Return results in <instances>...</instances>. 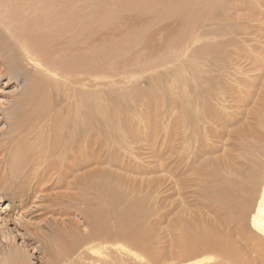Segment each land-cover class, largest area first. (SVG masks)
<instances>
[{"label":"bare ground","instance_id":"1","mask_svg":"<svg viewBox=\"0 0 264 264\" xmlns=\"http://www.w3.org/2000/svg\"><path fill=\"white\" fill-rule=\"evenodd\" d=\"M179 1L180 6L178 4L175 7L179 8L185 36L182 37V41L179 39L177 42L179 47L176 45V49H172L175 54L171 52L168 56L165 55L167 56L165 58L169 60L167 63H170L176 62L178 54L181 53V56H184L181 72L184 82L181 83L183 88L180 93L182 94L179 93L178 96L174 94L170 100L163 94L166 90H162L160 96L159 93L155 94L159 96V98L156 97L159 99L158 102L161 101L157 103V106L162 105L163 117L169 112L162 126L165 132L164 145L162 144L161 155L155 159L157 162L160 161L159 164L164 166L165 171L172 178L176 179L179 176L180 179H184L190 167L195 179L200 180L204 177L208 181H213L215 193L212 200L218 202L219 213H224V226L237 225V235L246 244L248 252L255 254V257L245 259L243 249L240 251V248L239 250L237 246L235 247L230 233L218 231L215 225H204L202 220L197 218L195 223H189V221L182 223L178 242L179 253L168 258L178 259L177 264H219L215 262L214 257L200 258L205 253L216 252L231 260L232 264H264V132L254 134L239 130L234 138L233 148L230 151H224L223 156L214 158V155L220 151L217 145L218 140L223 138L221 137L223 133L218 128L219 124L225 128L231 126V120L228 119L231 115L228 116L226 113L230 110L228 100L232 97L234 100L236 96L234 94H245L241 86L234 88L232 84L243 85L245 81L242 82L238 78L240 74H243V69L242 72L240 71L241 67L231 68L234 59L226 60V57L227 63H219L220 56L224 58L227 54L223 52L228 49L222 51L226 46L204 44L213 40L210 39V37L213 38L212 35L210 37L207 35L216 33L211 27L215 28L217 21L226 18L232 12L224 9V2L227 0ZM234 1H230L231 6L235 11H240L239 5H236L240 1L236 0V4L233 5ZM252 2L255 3V0ZM258 4L251 6L254 10L259 9ZM227 12L229 13L226 14ZM79 14L77 15L76 12L77 16L75 15L78 18L77 22H80L79 16L82 13ZM239 14L237 15L240 19ZM260 16V11L253 13L254 20H259ZM70 17V0H0V76L7 75L20 79L23 75L22 78L26 82L23 96L18 100V108L11 112V138L6 144L8 145L6 150L10 154V175L13 178H10L12 181L9 184L7 163L0 160V164L2 163L0 191L4 184L13 189L16 186L14 196L21 207L30 202L31 195L37 192L38 185L42 182L49 189L70 190V186L76 185L72 190L84 192L76 194L77 196L93 197L91 199L95 198L98 201L95 208L84 211L88 217L91 232L89 231L86 235L80 229L74 232L68 227L67 237L58 233L55 242L45 251L51 256L49 264H146V258L154 256V254H150L151 256L147 254L146 257V253L153 247L149 244L150 248L148 243H152L154 236L152 229L148 228L149 225L146 227L142 222L145 214L140 211L141 207L138 205L126 207L122 204L125 203V201L122 202L124 195L130 193L122 192L125 186H121V171L125 170L124 166L122 167L123 164H118L124 159L126 161L127 151L131 150L137 136L145 139L146 129L143 127L149 128L147 120L141 121L145 117L143 113L131 119L127 116L128 113L122 110L128 106L129 102L137 103L140 98L137 96L139 92L124 95V97L111 95L104 98L102 91L85 93L74 89L77 93L74 95L73 91L70 96V90H72L70 83L78 85L85 79L89 80V77L97 81L106 80L108 75L105 76L106 72L103 70L106 58L103 47H91V42L88 50L70 57V28L72 27L70 21L72 23L74 21ZM221 25H223L222 22ZM91 26V23L85 21L80 25V30L75 27V31L78 30V37L84 36L87 41L88 34L84 35V32L93 33L91 38L96 37L98 33L102 35V26L97 31H92ZM225 27L228 28L226 25ZM219 34H221L220 30ZM145 35L147 37L148 34L145 33ZM221 35L223 37V34ZM203 36H207L210 40L203 41ZM79 38L78 40L82 41ZM248 39L245 44L251 42ZM201 41L204 44L201 43L203 46L199 48L196 44ZM83 42L87 45V42L84 40ZM233 44L232 48L236 46ZM194 45L197 47L195 48ZM191 48H194L193 52ZM229 54L232 55V52ZM207 61H210L212 65L215 63L220 71H224L225 68L226 72L221 73L222 76L226 73L225 82L220 77V71H215V68L210 70L218 72L219 77H209V79L215 77V80H209L207 76L199 77L198 66H201L200 70L203 72L207 71L204 69L208 68ZM236 64L240 66V63ZM193 66L195 68H192ZM233 68L235 70H232ZM84 75L87 78L83 77ZM92 82L95 83L96 80ZM101 82L98 84L103 83ZM98 84L95 86L97 87ZM140 93L143 94L142 91ZM152 96L149 95L147 100H153ZM231 103L232 107L234 102L232 105ZM150 105L147 106L150 107ZM131 126H134V133L131 132ZM261 127L264 131V124ZM142 128L145 130L144 135L141 134ZM147 135H149L148 132ZM198 163H200L199 167H197ZM107 165L110 167L107 168ZM128 165L129 168H125L128 173L141 175L144 172L139 165L136 167H132L134 163ZM93 166L98 167L82 174ZM176 180L177 186L181 188V181ZM132 182L135 183L131 185V193L141 194L142 199L146 200L148 194L144 195L147 197L145 198L142 191L135 187L136 181ZM62 203L66 202L62 201ZM120 206L126 207V210L121 211ZM158 258L162 259L160 256ZM5 261L6 264H30L23 255L18 256L17 253L8 256Z\"/></svg>","mask_w":264,"mask_h":264},{"label":"rangeland","instance_id":"2","mask_svg":"<svg viewBox=\"0 0 264 264\" xmlns=\"http://www.w3.org/2000/svg\"><path fill=\"white\" fill-rule=\"evenodd\" d=\"M230 1L227 0L224 2V9L226 11L229 10L230 13L232 12L231 14L233 15L230 16L231 14L229 15V12H227L226 14L228 15L226 18H221L220 21H217L216 27L214 26L215 28L211 27L217 34L207 35L209 37L212 35L213 38L210 37V39L216 40L213 41L207 39V36H203V41L205 40L207 42L210 40L211 42H207L208 44L205 42L206 44H204L203 41H201L196 44L199 45V48L203 46H201V43L204 45L216 44L221 47L226 46L222 49V51L228 49L223 52L227 53L226 55L224 54V58L220 56V53L218 54L220 56L218 59L219 63H227L228 61L225 62L226 57V60H236L234 63V60L232 61L231 64L233 65L231 68L241 67L240 71L242 72L243 69V74H240L238 78H240L242 82L245 81L243 85L232 84L234 88H240L241 86L242 92L245 94L240 95V93H237L240 96L234 94V96L236 95L237 97L235 96L234 100H232L233 97L228 100V102H232L231 105L234 102L232 107L230 103H228V109L230 110L226 112L228 116L231 115L229 118L227 117L231 120V126L225 128L218 123V128H220L219 131L223 133L221 134L223 138L218 140L217 145L220 147V151L214 155V158L223 156L224 151H230L233 148L234 138L239 130L249 131L254 134L264 132L261 127L262 124H264V0H255V3L251 0V4L250 0H245V3L244 0H242L243 2L241 0H237L240 2L235 0L237 4L234 1L233 5H239L240 11H235ZM252 3L254 4L252 5ZM178 4L180 6L179 0H70V19L74 20L73 23L70 21V25H72L70 28V57L88 50L90 48L89 43L92 42L91 47L99 46L103 47L105 50L106 58L104 60L103 70L106 72L105 76L108 74L106 80L100 79L103 83L91 77L88 78L89 80L85 79V81H82V83H80L81 85L70 83V88L72 86L70 96L73 91L74 93L72 94L75 95L77 93L74 89L78 90V92L85 93L102 91V94L104 92V98L111 95L124 97V95L127 96L132 93L137 94L138 92L137 96L140 97H138L139 99L143 96L140 100L141 103L139 99L137 103H132L133 105L129 102L128 106H125L122 110H125L128 113L127 116L131 119L136 118V115L139 113H143L142 115L145 117H143L141 121L145 122L147 120L150 133L147 127L144 126L143 128L146 129V131L142 128L141 134L145 131V139H142V136L140 138L137 136V139L135 138V143L131 146V150H128L129 152L127 151L128 155L126 161L124 159L123 162H118V164H123L122 167L124 166L123 169L126 171H121V186H125L122 192L130 193L124 195L122 202L125 201V203L122 204L126 207L134 205L141 207L140 211L145 214L142 222L146 227L149 225L148 228H150V230L152 229V235L154 236H152V243H148V245L152 244L151 247L153 246L152 249H150L152 252H147L146 257L147 254L148 256L154 254V256L152 255L153 259H151L152 256L147 257L146 264H177L178 259L172 260L169 259L168 256L179 253L178 242L179 236L181 235L180 226H182V223L188 221L189 223H195L198 219L202 220V224L204 225H215L218 231L230 233L235 247L237 246V249L240 248V251L243 249L242 253H244L245 259H252L255 257V254L253 255L251 252H248L249 249L245 247L246 244H244V241H241V237L237 235L236 227L238 226L235 224L224 226V213H219L218 208L220 206L218 202L212 200L215 193L213 188L214 184H212L214 182L211 180L208 181L204 179V177H201L200 180L195 179L189 167L185 174L187 177L184 176V179H180L178 176L176 178L182 183L181 188H179L177 186V180L172 178L168 172L165 171L164 166L159 164L160 161L157 162V159H155L161 155L165 141V136L163 137L165 132L162 126H164L163 123L169 116L168 112L167 115L163 117L164 110L162 105L158 104L157 106V103L161 102H158L159 99L157 98H159L162 90H166L163 94L168 97V100H170L174 94L178 96L183 88L181 87V83L184 82L181 73L185 60V58L182 60V57L184 56H181L180 53L178 54V58H176V62L170 63H167L169 60L165 58L171 52L175 54L172 49H176L179 39L182 41V37L185 36L179 8L175 7V5ZM256 4L259 5V9L254 10L253 7L256 6ZM247 5H252L253 7ZM75 10H78L76 11L77 15L82 13L81 16H79L81 24L85 21L86 23L92 24V31H97L102 26V35L98 33L99 36L96 34V37L91 38L93 33L84 32V35L87 33L89 38L87 37L86 41L84 36H81L80 38L82 41H79L77 33L78 30L81 29V24H79V21L77 22L78 18L76 17ZM255 11H260L261 13L259 20H254L253 13ZM236 13H240V19ZM236 16L238 17L236 18ZM89 20L92 21L89 22ZM237 21L239 23H237ZM221 22L223 25H221ZM224 24L228 28H226ZM217 26L220 33L223 34V37L219 34ZM75 27L79 28L77 32L75 31ZM145 33L148 34L147 37ZM244 33L247 34V37ZM72 34H74V36ZM224 35H227L225 36L227 38H225ZM72 37L74 38L72 39ZM143 37L146 38L144 39ZM246 38H249L248 40H251V42L249 41V43L246 42L247 44H245ZM225 39L229 42L224 41ZM83 40L87 42V45ZM234 40L237 42L239 41V43L237 44ZM217 41L220 42L217 43ZM73 42L80 44L75 46ZM221 42H224V44L222 43V45ZM232 44L236 46L232 48ZM196 45H194V47ZM238 45L242 47L240 48ZM191 49H193L191 51L193 52L194 48ZM233 51L234 53L236 51L237 54H234ZM241 51H243V53ZM230 52H232V55L229 54ZM173 54L172 56H175ZM242 54H244V56H242ZM210 61L212 62V59ZM210 61L206 62L208 68H204L208 72L200 70L201 66L199 67L197 63H195L199 68V77L207 76V79L211 76H215L216 78L219 77V67L216 68L217 65L215 63L212 65ZM236 63H240V66ZM198 64L201 65L202 63ZM220 67L224 68L222 66ZM192 68H195V66ZM214 68L215 71L218 72L210 70ZM235 68L232 70H235ZM223 70L224 71H220L219 73L220 77H222L225 82L226 76L224 77V75L226 73L222 76V74L226 72L225 68ZM206 72L207 75H205ZM212 72H214V74ZM208 74H210V76H208ZM22 77L23 75H21L20 79H15L13 76H0V160H3L5 164L7 163L9 184L12 181L10 178L12 179L13 177L10 175V154H8L6 150L8 146H6V144L11 138V112L18 108V100L22 98L26 86V82ZM83 77H85V75ZM215 77H212V79L215 80ZM95 80L96 84H98V82L102 84H98L99 86L97 85L96 87V84L92 82ZM179 83L181 85H179ZM243 88H245L244 91ZM169 89H171V91H167ZM139 90L142 91V95ZM156 93H159V96L157 94L158 97L155 95ZM149 95L152 96L151 99L153 100H147ZM122 103L124 105L126 104L125 102ZM150 103L152 104L150 105ZM147 105H150V107ZM160 107L162 109H157ZM149 113L151 114L149 115ZM156 113L159 114H157V118ZM139 117L141 116L139 115ZM134 123H136V121ZM133 127L131 126V132L134 133ZM147 132L149 138L146 136ZM132 151L136 152L133 153ZM129 154H131V156ZM131 158L132 161H130ZM132 163H134L132 167L139 165L144 172L141 175L128 173L125 168H129L128 164ZM0 166L2 167V163ZM199 166L200 163H198L197 167ZM97 167L98 166H93L82 174H86ZM109 167L110 166L107 165V168ZM134 178L136 180H134ZM132 181H136L135 187L138 188L140 192L142 191L141 193L143 196L148 194V198L144 196L148 200L142 199L141 194L134 195L131 193V185L135 183ZM38 186L37 192L31 195L32 198L30 202L26 206L21 207L20 202L15 199L14 196V189L16 186L13 189V187L9 188L6 184L2 185L3 189L0 191V264H6V258L13 253H17L18 256L23 255L30 264H49L48 262L51 256L47 255L45 251L47 247L49 249L52 243L55 242L58 233L67 237L66 229L68 227L74 232L80 229V231H83L82 233L86 235L89 234V231L91 232L88 217L84 211L88 208H95L96 203H98L95 198L91 199L93 197L86 198L85 196H77L84 192L77 189L72 190L76 185L70 186V190L65 188L49 189L45 186L44 182ZM62 201L66 203L63 204ZM67 203H69V205ZM120 207L121 211L126 210V207ZM148 245L146 244L147 247ZM247 253H250V255ZM159 256L162 257V259L158 258ZM221 256L220 253L208 252L200 258L214 257L215 262L219 264H232L231 260Z\"/></svg>","mask_w":264,"mask_h":264}]
</instances>
